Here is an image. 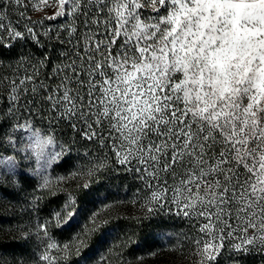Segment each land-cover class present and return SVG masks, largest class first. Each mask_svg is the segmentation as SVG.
<instances>
[{
	"label": "snow or ice",
	"instance_id": "1",
	"mask_svg": "<svg viewBox=\"0 0 264 264\" xmlns=\"http://www.w3.org/2000/svg\"><path fill=\"white\" fill-rule=\"evenodd\" d=\"M30 2L0 0V48L25 32L36 38L33 27L21 31L12 20L28 19ZM54 2L47 19L67 24L64 35L52 37L65 46L62 59L48 84L37 86L35 67L8 81L12 104L0 119L11 123L0 129V146L19 152L16 133H28L36 175L47 187L48 168L66 151L56 128H70L103 152L90 174L109 162L132 170L146 189L148 212L174 208L192 224L187 239L199 264L215 260L225 241L237 251L264 249V0ZM16 167L14 157L0 158L7 172ZM74 203L70 197L65 205L67 219ZM95 217L90 231L99 227ZM47 223L37 224L43 248L36 264H57L84 246L87 233L64 245L52 241Z\"/></svg>",
	"mask_w": 264,
	"mask_h": 264
},
{
	"label": "rangeland",
	"instance_id": "2",
	"mask_svg": "<svg viewBox=\"0 0 264 264\" xmlns=\"http://www.w3.org/2000/svg\"><path fill=\"white\" fill-rule=\"evenodd\" d=\"M33 3L38 5L39 0L28 3L26 13L31 24L34 23V19L47 21V17L52 16L57 8L54 0H48V4L42 6L43 11L35 10ZM16 135L19 138L17 144L20 151L17 152L5 144L7 151L0 154V158L14 157L17 165L15 172H7L0 168V215L11 219L7 224L8 229H5L7 236L4 238L9 237V241L20 242L21 246L26 247V258L12 254L6 255L0 251V264H36L39 251L43 248L41 240L37 239V224L44 222H48V236L59 245L75 241L77 234L87 233L86 237L83 235L80 237L84 240V246L80 251L73 250L66 260H57V264H70L68 258L76 259L90 243L96 241L94 256L87 260V264H97L101 256L107 257L108 264H199L200 258L195 255L194 246L187 239L195 231L192 224L186 218L177 215L174 208L172 211L165 208L148 212L145 207L146 189L143 182L137 178V173L132 170L124 171L123 166H119L134 189L125 188L120 195H116L117 189L109 186L106 187V194L98 193V196L92 194L91 179H83L88 176L90 172L88 169L91 166L86 167L75 163L66 172L54 170L53 166L61 159L60 157L47 170L46 175L50 178V184L47 187H41V178L36 175L40 163H37L29 147L31 144L29 134L18 131ZM57 144L60 143L57 142ZM69 150L71 148L66 144L65 153ZM82 156L85 159L88 157L85 153ZM80 186L83 187L88 198L78 205L74 194L77 189L81 190ZM113 192L116 197L111 196ZM97 196L100 198L98 201L95 198ZM70 197L75 201L76 214L71 219H67L65 205ZM48 201H52L49 208L46 206ZM53 203L57 206H53ZM56 213H59L67 222L57 224ZM92 213L96 214L95 219L99 227L90 231L92 224L89 217ZM158 217L163 218L161 220L165 223L164 228H157L154 234L152 232L148 235L143 234L142 229L146 222ZM128 221L134 226L128 225ZM132 234L143 235L145 239L141 248L135 251H130L131 239L133 240L134 237ZM40 236L44 239L42 233ZM136 243H139V240ZM233 243L225 241L224 247L216 255L215 260L209 261L208 264L216 261L220 253L225 250L230 251L232 257L241 253L264 252L260 246L249 248L248 251H237L232 247ZM232 257L229 258L235 259ZM81 264H85V261Z\"/></svg>",
	"mask_w": 264,
	"mask_h": 264
},
{
	"label": "trees",
	"instance_id": "3",
	"mask_svg": "<svg viewBox=\"0 0 264 264\" xmlns=\"http://www.w3.org/2000/svg\"><path fill=\"white\" fill-rule=\"evenodd\" d=\"M27 15L28 14L26 13V17ZM65 19V17H57L55 20L47 19V21L34 19V23L31 24V21L28 19H21L15 14L12 16L13 23H15L17 20H20L19 25H17L19 30L24 31V25L28 24L30 27L34 28L37 36L34 39L27 32H25L24 39L11 41V48H0V80H3V82H0V113H6L8 107L12 104L11 96L9 95L10 85L8 81L15 78L17 73L23 74L26 70H28L30 73L31 67H35L37 71L36 81L34 82L37 84V86H39L40 81H43L44 84L50 83L49 77L52 75V69L57 63H59V59H62V57H60V52L63 51L65 47L63 45H59L56 40L52 39V37L55 36L58 31L61 35H64V28L67 27V24L64 23ZM67 19L69 22H71V18ZM78 23L79 22H77V24ZM31 99V94H28L27 96L21 98L20 103L25 104L26 101ZM36 107L38 111V100ZM21 111L24 112L25 116L27 115L25 109L22 108ZM10 123L11 120L8 118L0 119V129L5 131L9 130ZM36 123L42 125L43 128L48 127L47 120H37ZM0 135H2V132H0ZM56 137L57 142L60 144H67L71 150L67 151V153H64L61 156V159L53 166L54 170L66 172L68 169L74 166L73 164L77 163L81 166H91L88 169V171H90L93 164L96 162L97 157H100L101 159L103 158V152L98 151L97 145L81 139L78 135L72 133L70 128L57 126ZM5 146V144L0 146V154L7 151ZM83 153L87 154V159L82 156ZM119 166L120 165L114 166L111 162H109L107 167H104L99 171L92 172L91 174L88 172V176L84 177L83 179H91L90 182L94 186L91 187V190L93 191L92 194H106V187L109 186H112L118 190L115 191L116 195H120L121 191L125 188L134 189V186L131 184L130 180L124 174V171L119 168ZM96 182L98 183L96 184ZM83 190V187L81 190L77 189V192L74 194L78 205H81L84 200L88 198V195H86L87 193ZM111 194L112 197H116L114 196V192ZM98 196L95 197L96 201L100 200ZM51 204L52 201H48L46 206L49 208ZM53 206H57V204L53 203ZM161 219L163 218L158 217L147 221V224H145L146 228L144 226L142 229L144 232L143 234L148 235L150 232L154 234L157 232V228H164L163 226L165 223H163V220ZM10 220V217L0 215V251L4 252L6 255L12 254L26 258V247L24 248L21 246L20 242L9 241V237L4 238L7 236L5 235V229L7 228V224L10 222ZM127 224L134 226L130 221H128ZM132 235L134 237L133 240L131 239L130 245L136 247L134 248L130 246V251H135L141 248L142 242L144 243L145 239L143 238V235ZM138 240L139 243H136ZM95 247H97V241L90 243L88 248H86L85 251H83L76 259L68 258V261H70V264H81L82 261H85V257H89V259H91V257L94 256L93 250ZM229 257H232L230 251H222L217 260L210 262L209 264H264V252H250L245 254L241 253L232 257L235 259H230Z\"/></svg>",
	"mask_w": 264,
	"mask_h": 264
}]
</instances>
